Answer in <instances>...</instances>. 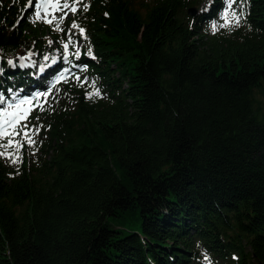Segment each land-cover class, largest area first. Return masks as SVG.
I'll return each mask as SVG.
<instances>
[{"label": "trees", "instance_id": "16d2710c", "mask_svg": "<svg viewBox=\"0 0 264 264\" xmlns=\"http://www.w3.org/2000/svg\"><path fill=\"white\" fill-rule=\"evenodd\" d=\"M234 5L80 0L62 42L0 2V106L51 92L0 156V264H264V0Z\"/></svg>", "mask_w": 264, "mask_h": 264}, {"label": "snow or ice", "instance_id": "6c2138e0", "mask_svg": "<svg viewBox=\"0 0 264 264\" xmlns=\"http://www.w3.org/2000/svg\"><path fill=\"white\" fill-rule=\"evenodd\" d=\"M79 2H80V0H72V3H69L68 0H41L39 7L43 8L45 10L44 14L46 17H52L51 19H45L44 22L49 23V24H53L55 19H59L60 21H63V19H65L67 17V13L69 11L75 13L78 10L75 7V4L79 3ZM233 2H235V0H233ZM245 3H246V0H239V4H240L241 9L243 8ZM29 6H31V0H29ZM56 11H61L63 13V15L60 16L59 18H55V12ZM232 15H233V18L235 20V24L238 26L240 19L243 16V12L241 11L238 15L236 13H233ZM72 28H79V26L76 25L75 22H73ZM55 30H57V31L62 30V29H60L59 24H56ZM79 31L81 34H83V32H84L83 29H79ZM70 40H71V36H69V41ZM49 43H51V41ZM63 46L65 49H67L68 43H65ZM75 55L79 56V53L77 52V53H75ZM65 59H67V57H65ZM44 60L45 61L49 60V57L45 56ZM54 62L55 61L53 60V63ZM9 63H11V61ZM68 72H69V70L65 69L61 74H59L57 77V82L64 80L66 78ZM76 79L79 80V77H76ZM94 94L99 95L100 93L97 91ZM50 95H51L50 91L38 92V93L34 94L33 98L21 100L20 103L14 105V107L16 109H22L23 105H30L32 107H30L26 111L21 110L19 112H15V113L11 114L13 116V119L11 121H9V123L13 124V125L19 123L20 128L18 131H16L14 129V131L12 133H9L6 130H3L2 126H0V137L7 138V143L0 145V147H3L5 149V152H0V156L6 155L7 149L13 146V136L14 135L23 136L26 139V142L30 146L35 145L36 142L33 139V137L35 135L39 134L40 126L35 125L31 128V130H29V125L27 123H22V122L27 120L28 116L31 115V111L35 110V108H39L41 111H43L44 109H43L42 104L36 103V101H38L40 99H44V101L46 102L47 97ZM9 107H13V106L10 105ZM36 119L38 120L39 117H37ZM16 146H17V148L20 146L19 142L16 143ZM15 162H16V159L13 160V163H15ZM206 259H207V257H206Z\"/></svg>", "mask_w": 264, "mask_h": 264}, {"label": "rangeland", "instance_id": "374dc122", "mask_svg": "<svg viewBox=\"0 0 264 264\" xmlns=\"http://www.w3.org/2000/svg\"><path fill=\"white\" fill-rule=\"evenodd\" d=\"M0 2H3L7 5V7H12V6H15L17 4H19L20 2L23 4V9H22V13H21V16H26L28 13L32 14L36 20V23L39 24L40 27H43V28H52V31L53 32H56L58 34V39H60L62 42H68L69 39L68 38H64V36H62V34L55 30V26L56 24H61L62 22H64L66 19H71L73 17V12L69 11L67 13V17L65 19H63V21H60L59 19H55L54 23L53 24H49V23H45L44 20L45 19H51L52 17H46L45 16V10L41 7H39V4L41 3V0H31V6H29V0H0ZM69 3H72V0H68ZM76 6V4H75ZM13 8V7H12ZM233 13H236V9H235V5H234V2L233 0H226V9L225 11L223 12L222 16L220 17V21L214 25L211 26L210 30L211 31H215L217 30L218 28H221V27H224L226 25H231L235 22L234 18H233ZM237 14V13H236ZM63 13L61 11H56L55 12V18H59L60 16H62ZM238 15V14H237ZM48 30V35L49 36H53L52 32ZM55 46L57 47L58 45L55 44ZM71 75L68 73L66 78L64 80H61L60 81V84H68V87L73 84V85H76L78 86H85V78L81 77L80 74H78L76 77H79V80L76 79V77H70ZM59 84V85H60ZM78 86V91L80 92V88ZM91 94L88 95V97H90ZM30 99V98H29ZM50 98L46 99V102L44 101V99H40L38 101H36V103H40L42 104L43 108L48 106V100ZM20 103L17 102V103H9L7 106H0V126H2V129L3 130H6L7 132L9 133H12L14 131V129L16 131L19 130L20 128V124L17 123L15 125L13 124H10L9 121H11L13 119V116L11 115L12 113H15V112H19L21 110H28L30 107V105H23L22 106V109H16L14 107V105ZM13 106V107H9V106ZM37 108H35V110L31 111V115L28 116L27 120L26 121H23L22 123H27L29 125V130H31V127L30 126V122L33 121V120H36V119H31L28 121V119L35 113ZM20 138H21V135H14L13 136V146H12V149H17V146H16V143L20 141ZM0 139H3V140H6L7 141V138H4V137H0Z\"/></svg>", "mask_w": 264, "mask_h": 264}, {"label": "water", "instance_id": "95a60500", "mask_svg": "<svg viewBox=\"0 0 264 264\" xmlns=\"http://www.w3.org/2000/svg\"><path fill=\"white\" fill-rule=\"evenodd\" d=\"M188 14L190 17H195L197 14V10L196 9H190Z\"/></svg>", "mask_w": 264, "mask_h": 264}]
</instances>
